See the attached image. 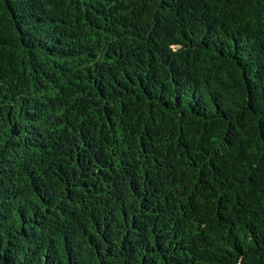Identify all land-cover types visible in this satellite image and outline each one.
Segmentation results:
<instances>
[{
    "label": "trees",
    "instance_id": "1",
    "mask_svg": "<svg viewBox=\"0 0 264 264\" xmlns=\"http://www.w3.org/2000/svg\"><path fill=\"white\" fill-rule=\"evenodd\" d=\"M0 264H264V0H0Z\"/></svg>",
    "mask_w": 264,
    "mask_h": 264
}]
</instances>
